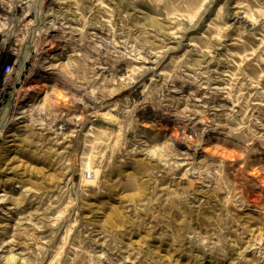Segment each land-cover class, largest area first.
<instances>
[{
	"label": "clouds",
	"instance_id": "obj_1",
	"mask_svg": "<svg viewBox=\"0 0 264 264\" xmlns=\"http://www.w3.org/2000/svg\"><path fill=\"white\" fill-rule=\"evenodd\" d=\"M0 264H264V0H0Z\"/></svg>",
	"mask_w": 264,
	"mask_h": 264
}]
</instances>
